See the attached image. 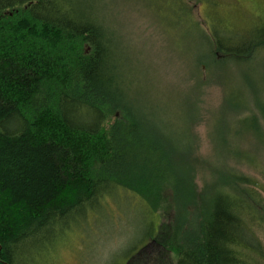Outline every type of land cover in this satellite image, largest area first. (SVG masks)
I'll list each match as a JSON object with an SVG mask.
<instances>
[{
    "label": "trees",
    "instance_id": "obj_1",
    "mask_svg": "<svg viewBox=\"0 0 264 264\" xmlns=\"http://www.w3.org/2000/svg\"><path fill=\"white\" fill-rule=\"evenodd\" d=\"M113 1L0 0V264L49 259L110 199L150 219L172 212L150 223L125 264L152 247L174 264H264V186L228 164L196 183L183 152L128 98ZM192 1L169 4L175 26L188 24L206 50L197 73L234 70L249 87L254 75L264 84V26L236 34L216 0ZM260 114L264 130V107Z\"/></svg>",
    "mask_w": 264,
    "mask_h": 264
},
{
    "label": "rangeland",
    "instance_id": "obj_2",
    "mask_svg": "<svg viewBox=\"0 0 264 264\" xmlns=\"http://www.w3.org/2000/svg\"><path fill=\"white\" fill-rule=\"evenodd\" d=\"M216 1L219 17L234 33L244 35L264 26V0ZM169 2L114 0L111 4V27L120 51L115 57L118 66L124 68L122 80L128 98L137 101L144 118L164 132L168 147L172 144L180 154L183 152L199 186L204 180L211 181L222 164L264 186L260 172L264 169V130L260 123L264 84L254 75V86L249 87L239 73L221 68L199 67L198 74L193 65L198 56L207 55L206 50L188 24L175 26ZM206 9L198 5L196 16L202 18ZM255 119L260 124L258 129ZM233 159L244 164L238 165ZM261 195L264 201V192ZM125 201L135 202L131 198ZM129 207L117 199L107 200L104 215H89L88 223L68 232L49 259L41 255L39 264H125L141 253L150 223L156 220L155 225L166 224L172 214L163 211L157 219H150ZM257 233L264 245V231ZM174 261L171 254L152 247L133 264Z\"/></svg>",
    "mask_w": 264,
    "mask_h": 264
}]
</instances>
